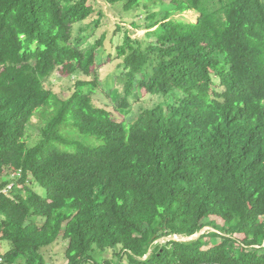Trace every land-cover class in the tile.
I'll use <instances>...</instances> for the list:
<instances>
[{
  "label": "trees",
  "instance_id": "1",
  "mask_svg": "<svg viewBox=\"0 0 264 264\" xmlns=\"http://www.w3.org/2000/svg\"><path fill=\"white\" fill-rule=\"evenodd\" d=\"M165 1L0 0V264H264V0Z\"/></svg>",
  "mask_w": 264,
  "mask_h": 264
},
{
  "label": "rangeland",
  "instance_id": "2",
  "mask_svg": "<svg viewBox=\"0 0 264 264\" xmlns=\"http://www.w3.org/2000/svg\"><path fill=\"white\" fill-rule=\"evenodd\" d=\"M165 2H168L167 0ZM167 4V3H165ZM102 6V10L105 13V18L102 19L101 25L99 26V28L95 29L93 31V39L99 38L102 34H108L107 35V39L105 42V48L101 49L99 48L97 51V62L95 64V68L97 69V73H98V77H99V89H102L103 92H101L100 94H97L96 97L94 98V103L102 106V107H113L114 105L112 104V101L110 100L109 96H108V85L110 83H112V80L116 77L115 75V65L118 62V60L116 59H112L110 60L108 58V54L110 52H112L113 47H111L110 43H109V39L111 37V34L114 33L115 31V25L120 23L121 24H125L122 25L124 26V28H127L129 30V34L130 37L134 40H144L145 38V34H146V30H134L131 27H129V21L130 17L136 15V19L140 20L141 16V12H136L133 11L131 15H127L126 13L122 12L121 7H115L112 8L110 5H107L105 3H101ZM120 13L117 14V13ZM197 14L195 12H191V11H187L184 12L182 14H177L174 16V18L177 19H183L185 21L188 22H194L196 20ZM91 20L85 21L84 23L75 25L73 28V35H77L78 32L80 30H85L87 24L90 22ZM126 22V23H125ZM82 36L84 34H81ZM89 35V34H88ZM87 38H90V35ZM116 36V35H115ZM121 37L122 35H117L115 37L114 42H121ZM76 40V39H75ZM74 41V40H73ZM80 45H82V43H79ZM105 50V51H104ZM105 53H104V52ZM114 54V52H113ZM50 88L55 91L56 93H58L59 95H61L62 98H67L70 95V91L72 90V85H66V84H60L58 81H56V79L51 81L50 84ZM103 85V87H102ZM67 87H70V89L68 90ZM161 101H163V98L160 96H150V95H144V97L141 98L140 101L136 102L133 104V110L131 113V115L129 116V120L135 119L137 113H139L142 109L144 108H151L152 106H155L157 104H159ZM108 107V108H109ZM29 131L31 133V138L29 140V145H32L35 140L37 139V129L33 126L29 127ZM30 187H33L30 185ZM33 190L38 193L41 194L42 190L40 188L34 187ZM207 230H210V228H205L204 230L201 231V234ZM174 240H179V241H184L183 238H172ZM164 241L166 240H160L159 243L163 244ZM216 240H212L211 242H215ZM64 249H65V242H61L59 241L57 244H54L52 247L48 248L47 250H45V258L47 261V264H65V258H64Z\"/></svg>",
  "mask_w": 264,
  "mask_h": 264
},
{
  "label": "clouds",
  "instance_id": "3",
  "mask_svg": "<svg viewBox=\"0 0 264 264\" xmlns=\"http://www.w3.org/2000/svg\"><path fill=\"white\" fill-rule=\"evenodd\" d=\"M174 237H176V236H174ZM174 237H173V238H174ZM176 238H177V237H176ZM178 238H180V237H178ZM171 239H172V238H171ZM183 239H184V238H183ZM189 239H191V238H189ZM173 240H174V239H173ZM184 240H187V239H184ZM176 241H179V240H176Z\"/></svg>",
  "mask_w": 264,
  "mask_h": 264
},
{
  "label": "built area",
  "instance_id": "4",
  "mask_svg": "<svg viewBox=\"0 0 264 264\" xmlns=\"http://www.w3.org/2000/svg\"><path fill=\"white\" fill-rule=\"evenodd\" d=\"M10 187L8 186L7 189H9Z\"/></svg>",
  "mask_w": 264,
  "mask_h": 264
}]
</instances>
